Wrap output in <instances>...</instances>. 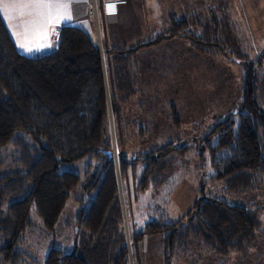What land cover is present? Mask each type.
<instances>
[{"label": "trees", "instance_id": "1", "mask_svg": "<svg viewBox=\"0 0 264 264\" xmlns=\"http://www.w3.org/2000/svg\"><path fill=\"white\" fill-rule=\"evenodd\" d=\"M210 15L206 22L194 19L199 25L195 34L187 20L170 18L172 29L135 47L100 48L80 28L65 26L56 48L35 56L18 51L0 15V170H6L0 177V264L31 261L21 248L31 212L53 232L78 189L85 196L79 202L75 250L67 254L53 248L44 264H131L130 250L140 264L147 237L162 238L166 264L180 255L191 259L192 244L199 242L220 257L249 254L264 236V207L231 204L205 196L204 189L181 218L155 211L137 230L134 202L151 188L161 189L175 158L186 157L191 147L178 141L128 154L122 134H112L111 113L115 119L119 106L130 104L139 93L138 53L177 38L188 40L198 54L227 55L243 68L239 123H218L199 146L200 152L209 151L214 171L209 181L230 195H249L264 187V112L257 97L264 51L254 58L242 49L239 25L227 9L218 7ZM171 120L180 127L174 108ZM133 125L143 133L150 127ZM213 137L217 141L212 147ZM87 157L93 161L83 179L59 171L63 163ZM199 157L204 161L203 154Z\"/></svg>", "mask_w": 264, "mask_h": 264}, {"label": "rangeland", "instance_id": "2", "mask_svg": "<svg viewBox=\"0 0 264 264\" xmlns=\"http://www.w3.org/2000/svg\"><path fill=\"white\" fill-rule=\"evenodd\" d=\"M143 1L149 3H138L144 9L147 8L145 19H138L137 22L142 29L136 35H133L134 30L127 33L129 38L121 41L120 46L135 47L138 42H143L149 36L172 29L170 18L177 19V22L187 20L190 31L195 34L199 31V25L194 24L196 17L206 22L211 18V11L224 7L239 25L242 49L254 58L264 51L261 45L264 42V0ZM92 4L91 8L97 10L96 3ZM92 21L98 24L99 14L98 18L94 15ZM104 37L101 24L91 39L101 48L104 44L107 45ZM189 44L188 40L177 38L162 46L139 52L136 69L139 93L130 104L119 106L115 119L111 117L112 134L114 138L116 131L117 134H122L123 147L128 154L147 153L169 142H184L191 147L186 157L175 158L165 175L161 189L151 188L140 194L137 202H134L132 221L137 230L143 229L155 211H164L172 219L181 218L192 207L200 189H204L205 196L220 198L231 204H257L264 207V187L249 195H230L223 192L221 184L214 185L209 181L214 174L209 151L200 152L199 146L205 143L207 134L218 123L227 120L239 123L236 112L240 110L243 95V68L238 60H233L227 55L211 57L198 54ZM257 76V97L264 112V65L259 69ZM173 108L180 120V127H176L171 120ZM134 121L139 127H150L143 133L141 129L134 127ZM216 141L214 137L209 138L212 147ZM200 153L203 154L204 161L200 159ZM92 161L87 157L74 163H63L59 165V171H72L83 179ZM5 171L0 170V177ZM84 196L80 189L73 192L53 232L44 228L34 210L31 212V225L21 245L22 250L31 259L27 264H44L46 256L53 248L67 254L74 252L76 220L81 208L79 202ZM121 198L126 215L125 228L128 230L123 189ZM3 208H6V205ZM262 221L264 229V213ZM139 254L140 264H166L161 237H147ZM190 255L191 259L188 255H180L171 261V264H264V236L258 237L248 255L232 253L227 257H220L200 242L192 244ZM130 256L131 264H135L131 250Z\"/></svg>", "mask_w": 264, "mask_h": 264}, {"label": "crops", "instance_id": "3", "mask_svg": "<svg viewBox=\"0 0 264 264\" xmlns=\"http://www.w3.org/2000/svg\"><path fill=\"white\" fill-rule=\"evenodd\" d=\"M115 1L117 4V9L115 14L108 15L105 10V5L108 2ZM70 4L71 9V20L63 22L56 27L63 28L65 26L77 27L86 32L90 37H94L96 32H98L100 25H103L105 33V43L109 46L124 47L120 46L121 41L129 38L127 33L134 30V34L140 32L142 28L137 24L138 19L143 20L147 16V8L141 7L138 3H149L143 0H66ZM13 0H8V11L1 15L9 34L11 35L13 41L19 52L25 55H38L44 54V51L51 52L57 46V39L54 37V32L49 28L51 35L49 41L51 46L44 47L39 51H33L32 54H27L23 49L19 48L17 41H23L25 35H31L36 27L39 25H31L28 22L33 19V17L25 14H19V8L12 6ZM92 3H96L97 11L99 14L98 24H95L90 17V9ZM146 7V6H145ZM144 9V10H143ZM139 16V17H138ZM27 29V32H26ZM17 33L16 36L13 33ZM264 41V37H263ZM262 48H264V42L261 43ZM51 49V50H50Z\"/></svg>", "mask_w": 264, "mask_h": 264}, {"label": "snow or ice", "instance_id": "4", "mask_svg": "<svg viewBox=\"0 0 264 264\" xmlns=\"http://www.w3.org/2000/svg\"><path fill=\"white\" fill-rule=\"evenodd\" d=\"M13 7L19 8L20 15L33 17L28 23L39 25L32 34L25 35L24 40L17 41L19 48L27 53L50 47L49 37L55 31V26L71 20L70 4L66 0H13ZM109 11H115V4L108 5ZM8 11V0H0V15ZM27 32V29H26ZM14 36L17 33H13Z\"/></svg>", "mask_w": 264, "mask_h": 264}, {"label": "built area", "instance_id": "5", "mask_svg": "<svg viewBox=\"0 0 264 264\" xmlns=\"http://www.w3.org/2000/svg\"><path fill=\"white\" fill-rule=\"evenodd\" d=\"M110 4H115V11H114V12L109 11L108 5H110ZM117 4H119V3L115 2V1H111V2L106 3V5H105L106 13H107L108 15L115 14L116 9H117ZM96 8H97V7H96ZM94 15L97 16V18H98L97 10H94L93 8H91V9H90V16H91V19L94 18ZM61 30H62V28H60V27H56V28H55V31H54V37H55V39H57V41H58V39H59V37H60Z\"/></svg>", "mask_w": 264, "mask_h": 264}, {"label": "water", "instance_id": "6", "mask_svg": "<svg viewBox=\"0 0 264 264\" xmlns=\"http://www.w3.org/2000/svg\"><path fill=\"white\" fill-rule=\"evenodd\" d=\"M111 117H112V113H111V115H110ZM115 153H116V151H115ZM122 203H123V200H122ZM123 208H124V204H123Z\"/></svg>", "mask_w": 264, "mask_h": 264}]
</instances>
